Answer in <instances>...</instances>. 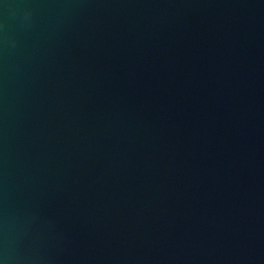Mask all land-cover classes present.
<instances>
[{
    "label": "water",
    "instance_id": "obj_1",
    "mask_svg": "<svg viewBox=\"0 0 264 264\" xmlns=\"http://www.w3.org/2000/svg\"><path fill=\"white\" fill-rule=\"evenodd\" d=\"M0 264H264V0H0Z\"/></svg>",
    "mask_w": 264,
    "mask_h": 264
}]
</instances>
